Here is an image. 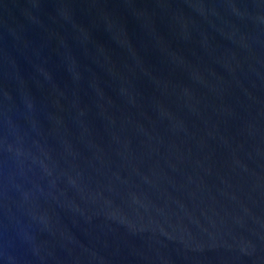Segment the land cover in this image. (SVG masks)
I'll return each mask as SVG.
<instances>
[{
  "label": "water",
  "instance_id": "95a60500",
  "mask_svg": "<svg viewBox=\"0 0 264 264\" xmlns=\"http://www.w3.org/2000/svg\"><path fill=\"white\" fill-rule=\"evenodd\" d=\"M0 264H264V0H0Z\"/></svg>",
  "mask_w": 264,
  "mask_h": 264
}]
</instances>
